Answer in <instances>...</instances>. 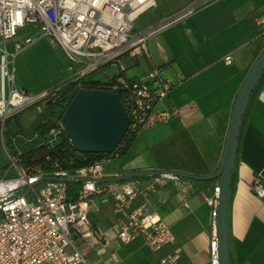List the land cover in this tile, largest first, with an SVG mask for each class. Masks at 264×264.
<instances>
[{
  "label": "crops",
  "instance_id": "obj_1",
  "mask_svg": "<svg viewBox=\"0 0 264 264\" xmlns=\"http://www.w3.org/2000/svg\"><path fill=\"white\" fill-rule=\"evenodd\" d=\"M194 1L186 0L176 10ZM198 1L192 13L146 40L160 77L172 82L156 109L177 108L179 113L145 127L126 155L118 159L116 169L105 174L170 169L204 175L217 168L234 99L264 50V0ZM149 64L147 60V68ZM61 66H57L56 83L65 75L66 67ZM154 176L127 179L138 188L131 205L144 204L145 211L169 227L173 241L156 252L140 237L121 242L113 231L120 212L111 200L93 195L88 217L108 240L106 247L101 242L93 245L87 257L93 264H154L158 256L171 252L178 253L179 264H209L211 207L203 196L211 193L217 180H193L188 191L181 193L171 181L154 182ZM257 179L264 184V71L244 108L229 173V264H264V195L258 196L251 187ZM74 243L79 245L80 237L74 236Z\"/></svg>",
  "mask_w": 264,
  "mask_h": 264
},
{
  "label": "built area",
  "instance_id": "obj_2",
  "mask_svg": "<svg viewBox=\"0 0 264 264\" xmlns=\"http://www.w3.org/2000/svg\"><path fill=\"white\" fill-rule=\"evenodd\" d=\"M199 3L198 0L191 2L162 22L135 32L134 18L153 6L154 0H0V37L3 42L0 48L1 129L9 117L33 103H45L57 89L51 86L30 92L16 84L14 59L32 40L16 41L9 50L6 39L13 37L25 22L39 23L40 36L49 37L67 58L61 83L75 82L78 88L83 87L81 79L92 76L112 62L118 64L119 71H124L121 60L126 55L142 54L150 61L144 77L133 76L130 83L132 100L127 111L130 116L128 129L141 132L151 124L178 114L180 110L177 108L156 109L157 102L169 91L172 82L160 77L159 66L152 62L146 40L164 26L192 13ZM8 54L12 55L11 62ZM226 60L229 62L230 57L226 56ZM105 74L109 78L110 74L102 73ZM118 82L125 83V76L115 77L109 88L115 89ZM61 129L63 126L59 120L57 126L45 134L47 141H52ZM35 137L38 135L27 141ZM111 161L112 157H106L73 170L58 167L31 173L11 157V163L0 174V264H93L87 258L93 245L101 242L106 247L108 244L88 217L93 195H98L102 201L111 200L120 212L113 231L121 242L140 237L152 252L172 242L173 234L165 222L145 211L144 204L131 205L138 191L134 183L95 180L109 176L104 170ZM12 168L16 173L10 176ZM43 177L54 179L39 182ZM64 177L91 179L80 182L76 199L67 200L68 182L62 180ZM153 180L157 183L171 181L181 193H186L191 184L190 179L171 173L155 175ZM251 187L258 196L264 195V184L260 180H255ZM218 194L219 186L214 185L211 193L203 196V201L211 207L209 264H218L215 238ZM74 236L80 237L79 245L74 243ZM178 257L176 252L160 255L154 264H179ZM111 264L117 263L113 261Z\"/></svg>",
  "mask_w": 264,
  "mask_h": 264
},
{
  "label": "water",
  "instance_id": "obj_3",
  "mask_svg": "<svg viewBox=\"0 0 264 264\" xmlns=\"http://www.w3.org/2000/svg\"><path fill=\"white\" fill-rule=\"evenodd\" d=\"M264 71V50L255 59L234 99L221 160L210 174L198 175L181 170H137L95 178L96 181H120L144 175L171 173L190 180H217L219 194L215 216L218 264H229L226 225L229 173L233 166L241 119L249 95ZM108 78V74L103 75ZM60 122L77 151L112 152L128 130L130 116L115 89L79 87L60 115ZM54 179L43 177V180ZM91 178L64 177L66 182H83ZM26 187L25 189H27ZM21 190L20 192L24 191ZM19 192V193H20Z\"/></svg>",
  "mask_w": 264,
  "mask_h": 264
},
{
  "label": "rangeland",
  "instance_id": "obj_4",
  "mask_svg": "<svg viewBox=\"0 0 264 264\" xmlns=\"http://www.w3.org/2000/svg\"><path fill=\"white\" fill-rule=\"evenodd\" d=\"M186 0H155V5L147 8L138 14L133 20V29L135 32L142 31L151 25L162 22L166 17L176 12L177 7L185 3ZM180 9V8H179ZM41 29L39 23L25 22V24L16 30L13 37L6 39V46L9 50L13 49L14 42H23L25 38H30L32 42L26 45L15 57V81L16 84L26 85L28 91H40L44 88L51 87L59 80L57 66L59 64L65 68L68 60L62 53L56 43H51L50 38L40 36ZM40 36V37H39ZM3 47L2 38L0 37V48ZM8 61L11 62L12 55H7ZM122 63L125 66L124 73L131 77H144L147 71V60L144 55L134 57L124 56ZM137 61V62H136ZM109 73L111 76L119 72V66L116 62L109 63L100 71L92 74V77L103 79L102 73ZM51 117L50 110L43 101L29 105L16 115L9 117L4 129L0 125V174L11 163V157L17 152L24 151L30 143L38 138H33L37 134V128ZM116 164L108 163L104 172L110 173L116 169ZM16 170L11 169L9 175H15Z\"/></svg>",
  "mask_w": 264,
  "mask_h": 264
},
{
  "label": "trees",
  "instance_id": "obj_5",
  "mask_svg": "<svg viewBox=\"0 0 264 264\" xmlns=\"http://www.w3.org/2000/svg\"><path fill=\"white\" fill-rule=\"evenodd\" d=\"M121 75L125 76V83L118 82L115 90L128 111L132 100L130 83L133 81V76H127L124 71H119L117 74L112 76L110 75L107 79L100 80L92 76L81 79V86L109 88V85L112 81H114V78ZM61 82L62 81H59L52 86L57 87V89L54 91L52 98L45 102L50 110L51 117L37 128V135L42 139L38 138V140L30 143L27 149L17 152L14 156L16 163L31 173L42 172L58 167L73 170L77 167L100 161L106 157H112L111 162L117 165L118 159L126 155L134 140L139 135L140 130L134 131L129 128L115 149L110 153L77 151L69 141L64 129H61L52 141H47V136L45 134L49 131V129L57 126L62 111L78 88L75 82ZM115 155H117L116 158L114 157ZM204 181L211 182L213 179H207ZM80 185V182H68L66 184L67 200L76 199L77 190Z\"/></svg>",
  "mask_w": 264,
  "mask_h": 264
}]
</instances>
